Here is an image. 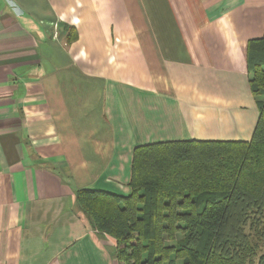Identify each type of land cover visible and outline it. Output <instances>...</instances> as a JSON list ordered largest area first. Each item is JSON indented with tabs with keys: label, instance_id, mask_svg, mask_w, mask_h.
<instances>
[{
	"label": "crops",
	"instance_id": "1",
	"mask_svg": "<svg viewBox=\"0 0 264 264\" xmlns=\"http://www.w3.org/2000/svg\"><path fill=\"white\" fill-rule=\"evenodd\" d=\"M262 31L264 0H0V264H117L75 191L129 194L140 145L250 140Z\"/></svg>",
	"mask_w": 264,
	"mask_h": 264
},
{
	"label": "trees",
	"instance_id": "2",
	"mask_svg": "<svg viewBox=\"0 0 264 264\" xmlns=\"http://www.w3.org/2000/svg\"><path fill=\"white\" fill-rule=\"evenodd\" d=\"M246 43L258 118L248 141L134 148L130 193L81 188L75 200L115 239L117 264L264 262V31Z\"/></svg>",
	"mask_w": 264,
	"mask_h": 264
}]
</instances>
